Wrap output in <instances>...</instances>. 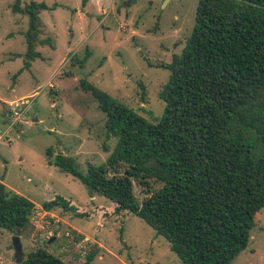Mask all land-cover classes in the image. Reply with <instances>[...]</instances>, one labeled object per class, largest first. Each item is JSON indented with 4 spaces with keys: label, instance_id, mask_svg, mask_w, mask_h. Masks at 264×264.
Listing matches in <instances>:
<instances>
[{
    "label": "trees",
    "instance_id": "obj_1",
    "mask_svg": "<svg viewBox=\"0 0 264 264\" xmlns=\"http://www.w3.org/2000/svg\"><path fill=\"white\" fill-rule=\"evenodd\" d=\"M20 1L12 11L28 19L27 67L39 56V15L49 6ZM163 67L169 76L156 122L82 80L115 145L104 163L87 164L85 173L62 153L48 163L78 178L90 196L107 197L115 212L143 219L183 264H230L264 207V0H198L190 36ZM56 207L78 208L59 195L42 203L44 210ZM33 210L29 198L0 183V230L20 236ZM93 257L89 253L84 264ZM18 264L69 263L39 245Z\"/></svg>",
    "mask_w": 264,
    "mask_h": 264
},
{
    "label": "rangeland",
    "instance_id": "obj_2",
    "mask_svg": "<svg viewBox=\"0 0 264 264\" xmlns=\"http://www.w3.org/2000/svg\"><path fill=\"white\" fill-rule=\"evenodd\" d=\"M35 1L49 6L39 15L35 51L40 56L19 73L26 63L28 19L12 11L14 0H0V96L24 101L23 124L0 139V180L40 204L34 210L41 213L37 227L30 222L18 236L21 252L45 245L69 264H84L91 252L90 264H183L143 219L115 212L103 195L91 199L78 178L48 161L62 153L85 173L87 164L104 163L115 145L105 135L104 113L82 80L151 122L161 117L159 91L169 76L163 65L190 36L198 0ZM6 128L0 124V133ZM134 194L141 202L137 184ZM57 195L76 204L77 212L42 209ZM230 264H264V207L254 216L246 247Z\"/></svg>",
    "mask_w": 264,
    "mask_h": 264
},
{
    "label": "crops",
    "instance_id": "obj_3",
    "mask_svg": "<svg viewBox=\"0 0 264 264\" xmlns=\"http://www.w3.org/2000/svg\"><path fill=\"white\" fill-rule=\"evenodd\" d=\"M29 68H30V61H29V64H28L27 67H25L23 65L21 68H19L20 69L19 73L23 69H29ZM23 96H25V95H22L20 97H23ZM12 101L13 100H7L4 97L0 96V124L7 126L6 130H4L2 134L0 133L1 138L3 137V134L4 135L6 134V132L8 131L9 128L14 127V126H16L18 124V123H16L13 126H10L9 123H8V120L6 118V112H7L6 111V106H7V103L8 102H12ZM19 124H23V123H19ZM0 183H2L1 180H0ZM4 186L6 187L7 190L13 192V190L9 189L5 184H4ZM14 192L17 193V191H14ZM17 194H19V193H17ZM90 198L93 199L94 197L90 196ZM31 201L34 203V205L36 207H38L40 205V204L35 203L33 200H31ZM70 202L72 203V201H70ZM74 205L76 206V204H74ZM78 209H79V207H78ZM13 236L14 235L11 232L7 231V230H0V264H11V262H12V257L14 256V252L12 254L11 251H12V249L14 250V248H13L12 244L10 243V241H8V240L12 239ZM9 252L11 253L10 255L8 254ZM3 254H8V256H7L8 261H7V259L3 258Z\"/></svg>",
    "mask_w": 264,
    "mask_h": 264
},
{
    "label": "built area",
    "instance_id": "obj_4",
    "mask_svg": "<svg viewBox=\"0 0 264 264\" xmlns=\"http://www.w3.org/2000/svg\"><path fill=\"white\" fill-rule=\"evenodd\" d=\"M24 104V101H20V102H8L7 106H6V118L8 120V123L10 126H13L16 123H23L24 121L21 118V114L23 112V107L22 105ZM1 138V135H0ZM44 212V211H42ZM41 213L40 212H36L35 210H33L31 216H30V222L33 224V226L36 228L38 221L41 220L40 218ZM69 233H66V235H68Z\"/></svg>",
    "mask_w": 264,
    "mask_h": 264
},
{
    "label": "water",
    "instance_id": "obj_5",
    "mask_svg": "<svg viewBox=\"0 0 264 264\" xmlns=\"http://www.w3.org/2000/svg\"><path fill=\"white\" fill-rule=\"evenodd\" d=\"M52 238L49 240L51 241ZM12 246L14 248V256H13V259H12V262L11 264H18V259L19 257L21 256V243H20V239L18 236L14 235L12 237Z\"/></svg>",
    "mask_w": 264,
    "mask_h": 264
}]
</instances>
